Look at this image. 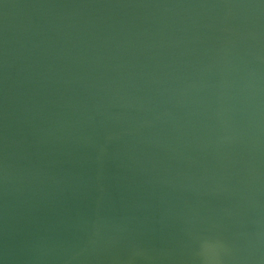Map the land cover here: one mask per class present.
<instances>
[{
  "label": "water",
  "instance_id": "95a60500",
  "mask_svg": "<svg viewBox=\"0 0 264 264\" xmlns=\"http://www.w3.org/2000/svg\"><path fill=\"white\" fill-rule=\"evenodd\" d=\"M0 264H264V0H0Z\"/></svg>",
  "mask_w": 264,
  "mask_h": 264
},
{
  "label": "clouds",
  "instance_id": "9594fccd",
  "mask_svg": "<svg viewBox=\"0 0 264 264\" xmlns=\"http://www.w3.org/2000/svg\"><path fill=\"white\" fill-rule=\"evenodd\" d=\"M206 247V246H205Z\"/></svg>",
  "mask_w": 264,
  "mask_h": 264
}]
</instances>
